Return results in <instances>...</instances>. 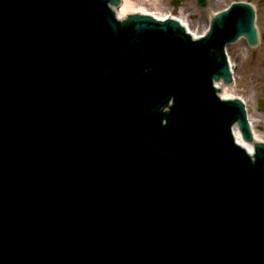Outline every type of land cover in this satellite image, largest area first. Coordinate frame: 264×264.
Wrapping results in <instances>:
<instances>
[{
  "label": "water",
  "instance_id": "water-1",
  "mask_svg": "<svg viewBox=\"0 0 264 264\" xmlns=\"http://www.w3.org/2000/svg\"><path fill=\"white\" fill-rule=\"evenodd\" d=\"M119 4L0 0V264H264V142L218 95L253 10Z\"/></svg>",
  "mask_w": 264,
  "mask_h": 264
},
{
  "label": "rangeland",
  "instance_id": "rangeland-1",
  "mask_svg": "<svg viewBox=\"0 0 264 264\" xmlns=\"http://www.w3.org/2000/svg\"><path fill=\"white\" fill-rule=\"evenodd\" d=\"M134 5L132 12L143 10L149 14L164 18H181L193 31L198 30V26H204L209 21L210 13L224 8L231 0H207L205 7H200L196 0H184L174 6L175 0H131ZM245 50L240 41L226 47V53L233 64L232 73L235 81L228 85L229 92L233 97H239L245 104L246 109L255 115H261L264 118V106L260 107L259 102L264 101V60L260 57H254ZM254 129L264 132V123H255Z\"/></svg>",
  "mask_w": 264,
  "mask_h": 264
},
{
  "label": "bare ground",
  "instance_id": "bare-ground-1",
  "mask_svg": "<svg viewBox=\"0 0 264 264\" xmlns=\"http://www.w3.org/2000/svg\"><path fill=\"white\" fill-rule=\"evenodd\" d=\"M142 2V0H140ZM134 3L131 0H122L121 5L117 8L116 11V15L117 17L120 18L122 17V15H127V13L129 12V10H132ZM137 12L140 13H148L146 11L143 10H139ZM158 17V16H155ZM178 21H181V23L183 25H185L187 27V31L191 34V35H202V33L205 32L206 27L208 26L207 24L204 26H198V30L197 31H193L191 30V28L189 27V24L185 23L183 19L181 18H176ZM231 65V69H233V64ZM234 78V75H233ZM235 81V78H234ZM219 95L220 97H233L232 94L229 92V87H227L226 85L221 87L219 90ZM247 116H248V120L250 122V127L252 130V135L254 139H261V141H264V132L258 131L256 129H254V124L255 123H264V118L261 115H255L250 113L249 110L247 109Z\"/></svg>",
  "mask_w": 264,
  "mask_h": 264
},
{
  "label": "flooded vegetation",
  "instance_id": "flooded-vegetation-1",
  "mask_svg": "<svg viewBox=\"0 0 264 264\" xmlns=\"http://www.w3.org/2000/svg\"><path fill=\"white\" fill-rule=\"evenodd\" d=\"M234 1V0H231ZM246 3L250 4L254 11H255V27L257 30V45L255 47H251L245 39L242 40L243 47L246 48V50L253 52V51H259L260 54L258 55V52L252 54L254 57H260L264 60V0H243ZM207 3V0H206Z\"/></svg>",
  "mask_w": 264,
  "mask_h": 264
}]
</instances>
